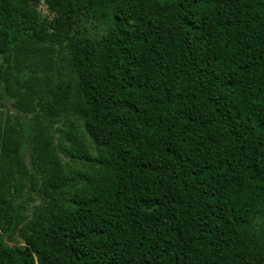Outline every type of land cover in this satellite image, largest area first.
Instances as JSON below:
<instances>
[{
	"label": "trees",
	"instance_id": "1",
	"mask_svg": "<svg viewBox=\"0 0 264 264\" xmlns=\"http://www.w3.org/2000/svg\"><path fill=\"white\" fill-rule=\"evenodd\" d=\"M2 106L0 264H264V0H0Z\"/></svg>",
	"mask_w": 264,
	"mask_h": 264
},
{
	"label": "rangeland",
	"instance_id": "2",
	"mask_svg": "<svg viewBox=\"0 0 264 264\" xmlns=\"http://www.w3.org/2000/svg\"><path fill=\"white\" fill-rule=\"evenodd\" d=\"M40 11L43 15L48 14L46 6L43 4L40 7ZM14 121V113L8 110L5 106L0 107V130H3L8 124L14 123ZM59 125H61V123L57 124V126ZM58 135L61 136L60 132L58 133ZM60 153H62L63 155L65 154L63 149L60 150ZM31 193L34 195L36 194L34 188L31 190ZM41 202L42 200H36V202L30 203L29 207L31 209V214H34L38 210V206L41 204ZM21 236L22 235L20 234V232H17V234H15L13 239L10 241V244L24 245L25 243Z\"/></svg>",
	"mask_w": 264,
	"mask_h": 264
}]
</instances>
